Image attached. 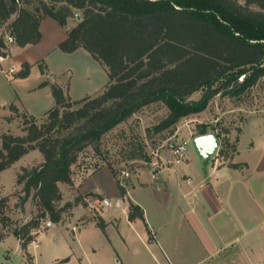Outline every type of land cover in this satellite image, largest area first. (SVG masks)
I'll return each mask as SVG.
<instances>
[{
  "label": "trees",
  "instance_id": "obj_1",
  "mask_svg": "<svg viewBox=\"0 0 264 264\" xmlns=\"http://www.w3.org/2000/svg\"><path fill=\"white\" fill-rule=\"evenodd\" d=\"M242 1L0 0V26L13 17L7 29L20 47L40 40L43 17L64 27L74 10L79 11L80 20L58 47L67 53L83 48L106 67L109 79L101 93L74 100L72 104H81L76 109H66L68 97L57 84H50L55 105L41 124L21 114L23 135L0 133V172L33 149L43 157L38 165L20 167L15 176L22 192L16 205L21 208L30 198L40 207V215L15 225L0 206V224L12 226L10 234L26 256L41 219L57 223L64 212L81 203L78 196L60 205L58 183L72 184V166L84 146L97 150L104 133L149 103L161 101L167 107L168 115L156 130L166 129L203 111L218 92L208 91L187 103L185 98L200 86L223 77V87L230 86L237 94L264 74V0ZM29 67L24 62L16 75L25 77ZM240 75H244L242 82H238ZM10 109L16 112L15 107ZM205 133L203 128L198 135ZM214 134L220 138V132ZM220 145L218 153L225 156L222 141ZM137 218L144 220L143 212L129 202L128 219ZM95 221L103 231L104 220L96 216ZM6 234L0 232V240Z\"/></svg>",
  "mask_w": 264,
  "mask_h": 264
},
{
  "label": "crops",
  "instance_id": "obj_2",
  "mask_svg": "<svg viewBox=\"0 0 264 264\" xmlns=\"http://www.w3.org/2000/svg\"><path fill=\"white\" fill-rule=\"evenodd\" d=\"M71 27L45 16L38 42L13 45L8 57L0 60V133L9 131L8 122L21 114L43 118L55 105L50 84H57L70 100L97 95L85 72L98 61L83 48L67 53L58 47ZM24 62L29 71L19 77L16 73ZM75 69L82 71L77 80L71 72ZM245 117L236 151L226 161L215 158L203 163L199 153L179 162L156 156L128 177L115 176L106 165L72 177L60 202L93 196L96 200L87 204L99 203L94 208L97 214L78 203L64 212L68 218L64 223L62 217L57 223L48 222L37 242L27 246L31 263L44 264V259L45 264H264V136L254 135L241 146L251 118L256 125L264 114ZM178 133L185 138L190 132L177 129L172 137L180 138ZM34 151L0 174L11 169L15 176L19 167L27 166L19 161ZM129 202L142 210L144 220L128 219ZM96 216L106 224L103 231ZM6 239H15L18 256L8 254L5 264H28L19 241L6 236L0 242Z\"/></svg>",
  "mask_w": 264,
  "mask_h": 264
},
{
  "label": "rangeland",
  "instance_id": "obj_3",
  "mask_svg": "<svg viewBox=\"0 0 264 264\" xmlns=\"http://www.w3.org/2000/svg\"><path fill=\"white\" fill-rule=\"evenodd\" d=\"M240 2L242 3L243 1L240 0ZM80 17V12L74 10V14L68 19L67 25L74 26L80 20ZM12 18L13 17L3 23L0 28L8 30V24L11 22ZM95 63L96 64L92 63L93 67L90 68L88 73L85 72V74L88 77L90 76L93 81V89L98 94L103 91L102 89L105 84H107V69L103 64L99 62ZM39 64H43V61ZM262 66H264V60ZM248 67L249 66L246 65L244 68ZM236 70L237 69H234V71ZM71 72L74 80H77L79 76L82 75V71L80 70L75 69L71 70ZM249 74L250 71L246 73L247 76ZM243 79L244 75H240L238 77V82H242ZM223 83L224 79L222 77L213 81L211 84L200 86L196 91L187 96L185 101L187 103H192L199 100L208 91H218L208 100L203 111L182 117L173 126L166 129L156 130L158 124L168 115V109L165 104L161 101H155L143 106L125 121L104 133L100 137L96 147L97 150L94 151L91 145L84 146L82 151L78 154L76 165L72 166V177L78 178L79 176L84 175L87 170H96L104 165L111 168L115 176H122L123 171H127L130 175L139 167L148 166L156 156H161L165 160H170V158L173 159L169 153V144L184 139L188 140V142L186 145L185 157L182 161L185 160L187 155L197 154L198 156V151L194 145L193 138L198 136V133L203 128H205L206 133H208V131L212 129L211 127L214 126L216 129L211 133H215L217 130L220 132V138H218V149L216 153L210 157V160L214 162L215 158H218L220 162L222 160L226 161L236 151L235 139L240 133V126L246 119L245 116L247 114H264V74L260 76L251 87H248L237 94L235 93L236 89L230 86L223 87ZM66 100L70 105V107H67L66 109H76L81 105L72 104L74 100H70V98H66ZM60 112H62V109H60ZM260 118L261 119L257 120L259 122L256 123V125L251 122L255 119L251 118L241 139V146L244 143L247 144L250 138L254 135L259 136L261 133L262 136H264V117ZM44 119L45 116L40 120H34V122L41 124ZM22 121L23 119L20 117V119H15L13 122H8L11 123L10 127L12 129H9V132L15 135H23ZM171 128H173V131L180 129V132L183 128H187L190 132L189 136L184 138L178 133L177 136L181 137L176 139L172 137ZM225 131L228 132L226 133ZM221 141L224 146L225 156L218 153V150L221 147ZM36 150L37 149L24 156L18 164H26L27 166L25 167L38 165L39 162L43 160V157H41V154H38ZM132 155H135L136 158H131ZM242 156L246 160L249 159V156L245 152H243ZM19 168L17 169V165H15L14 169H17V171L14 172L15 176ZM15 176H13L11 169L0 174V198L5 199L3 203L0 201V206L4 209V215L9 218L13 224L18 225L40 215L41 211L40 207L30 198L21 208L16 205L18 196H21L22 192L20 191L21 187L15 183ZM134 176L130 177L131 180L132 178H135ZM59 183L61 184L58 185V188L61 195H63L62 190L70 189L71 185L64 182ZM79 197L81 198L80 201L83 207L93 208L94 212L97 214V211L94 208H98L99 203H94L92 206L87 204L89 201H95V197ZM60 205H63V202H60ZM62 219V223L68 219L65 213L62 214ZM48 222V217L41 219L38 234L44 231ZM11 227L12 226L4 227L0 224V232L7 233V236H13L10 234ZM37 235L34 236V240L30 244L37 242ZM14 242L15 239H6L4 242H0V264H5L8 259V254L11 255L12 253L14 256H18V252L14 249ZM29 256L25 255L27 261L31 260ZM41 262L45 264L44 259L41 260ZM14 263L15 262H13V264Z\"/></svg>",
  "mask_w": 264,
  "mask_h": 264
},
{
  "label": "built area",
  "instance_id": "obj_4",
  "mask_svg": "<svg viewBox=\"0 0 264 264\" xmlns=\"http://www.w3.org/2000/svg\"><path fill=\"white\" fill-rule=\"evenodd\" d=\"M13 45H15L14 36L10 33L9 30H6L5 28H0V60H3L8 57L10 48ZM187 142L188 140L184 139L169 144V153L171 157H173V160L175 162H179L184 159ZM154 154L157 155L156 153ZM122 176L128 177L129 173L127 171H123ZM117 203L118 202H116V204Z\"/></svg>",
  "mask_w": 264,
  "mask_h": 264
},
{
  "label": "water",
  "instance_id": "obj_5",
  "mask_svg": "<svg viewBox=\"0 0 264 264\" xmlns=\"http://www.w3.org/2000/svg\"><path fill=\"white\" fill-rule=\"evenodd\" d=\"M193 142L204 163L216 153L219 146L216 135L211 132L194 137Z\"/></svg>",
  "mask_w": 264,
  "mask_h": 264
}]
</instances>
